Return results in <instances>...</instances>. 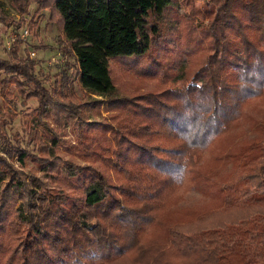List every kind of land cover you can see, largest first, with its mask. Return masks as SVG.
Here are the masks:
<instances>
[{"label": "trees", "instance_id": "16d2710c", "mask_svg": "<svg viewBox=\"0 0 264 264\" xmlns=\"http://www.w3.org/2000/svg\"><path fill=\"white\" fill-rule=\"evenodd\" d=\"M4 1L14 33L48 10L63 62L45 84L19 32L0 59V264H264V127L237 134L264 0ZM16 97L32 148L6 132ZM184 182L213 206L179 207Z\"/></svg>", "mask_w": 264, "mask_h": 264}, {"label": "rangeland", "instance_id": "374dc122", "mask_svg": "<svg viewBox=\"0 0 264 264\" xmlns=\"http://www.w3.org/2000/svg\"><path fill=\"white\" fill-rule=\"evenodd\" d=\"M3 7L0 8L1 13H7L8 16L12 17L13 13L9 9L8 5L4 0H0ZM199 3H196L198 5ZM35 10V6H31L29 9V15L27 16L30 18L32 13ZM27 18V19H28ZM194 18V17H193ZM195 19V18H194ZM178 21V22H177ZM173 26L172 29L178 33V47L182 45V33L180 32L183 29L184 23H190V20L185 22H181L176 19L175 23L171 21ZM193 23L192 26H195L196 22L191 20ZM23 30L21 29L14 33L12 28L10 27L5 28L0 23V59H6V52L10 47L12 40L14 39L15 34L22 33ZM27 31V30H26ZM176 36V34L174 35ZM177 37V36H176ZM58 39L62 40V37L59 36L58 32L56 31L55 27L48 21V10L40 12V17L38 22L36 23V28L34 29V34L27 31V35L21 39L23 44L21 45V51L25 49L28 53H32V58L37 62L36 71H38V76L42 81L46 84L50 79L51 76L58 72L60 65L63 62V57L58 49V44L56 41ZM38 45H42L43 49H36ZM23 54V52H22ZM112 76L114 77V84L117 89L118 93L129 92L132 90V86L135 80L131 79L129 76H122L121 71L117 67L112 68ZM139 85V84H138ZM137 86V85H136ZM143 86H140L141 89ZM147 87H144L146 90ZM143 88L141 90H144ZM95 98V96H93ZM14 103L9 104V107L13 108L15 112H18L17 117L11 122V124L6 128V132L11 137V140L18 138L21 140L22 147L32 148L30 145V141L27 139V132L28 127L25 119L22 118V114H19L20 111H23L26 106L33 107L35 102L32 100H28L26 102H20V99L17 97L14 98ZM92 117V116H91ZM24 123V124H23ZM26 123V124H25ZM258 123L260 126L264 127V99H256L251 100L249 103L246 104V110L244 117L240 121V127L238 128L237 134L240 136L242 140H246L252 138L257 134H261L262 130L258 127L253 128L254 124ZM35 152V151H31ZM62 158H67V155L64 152L60 153ZM206 158H208V153L203 155V161L206 162ZM26 162L30 166L31 161L26 159ZM15 167V166H14ZM28 167L24 170L27 171ZM229 166L223 170L227 171ZM222 175H225L223 173ZM178 194L181 197V201L179 202L178 206H191V207H212L214 204V200L211 195L204 196L201 195L199 192L195 191L194 189H190V184L188 182H184L178 190Z\"/></svg>", "mask_w": 264, "mask_h": 264}, {"label": "built area", "instance_id": "2783aa9c", "mask_svg": "<svg viewBox=\"0 0 264 264\" xmlns=\"http://www.w3.org/2000/svg\"><path fill=\"white\" fill-rule=\"evenodd\" d=\"M27 35V31L26 30H23L22 33H19V38L20 39H23L25 36ZM29 54V57H32L33 54L32 53H28Z\"/></svg>", "mask_w": 264, "mask_h": 264}]
</instances>
